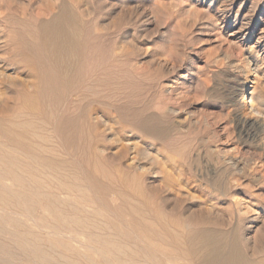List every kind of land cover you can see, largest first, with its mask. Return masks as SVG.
<instances>
[{
	"label": "rangeland",
	"instance_id": "1",
	"mask_svg": "<svg viewBox=\"0 0 264 264\" xmlns=\"http://www.w3.org/2000/svg\"><path fill=\"white\" fill-rule=\"evenodd\" d=\"M63 3L85 35L64 79L43 62L41 44V25ZM231 5L232 19L244 15L260 22L258 31L264 27V0H0V147L40 166L44 186L34 206L0 202L4 230L31 231L77 252L98 246L91 234L117 233L151 264H196L175 246L166 220L171 228L225 232L243 245L241 234L249 232L255 256L264 255V139L256 115L240 105L245 89H264L248 65L261 58L251 49L256 39L242 47L219 25ZM50 80L57 91H40ZM13 121L34 123L26 143L9 135L5 125ZM66 126L77 129L72 138ZM95 166L144 202L145 222L131 226L135 216L119 205L116 189L95 184ZM0 177L4 191L37 192L1 165ZM58 215L89 216L95 226L57 222Z\"/></svg>",
	"mask_w": 264,
	"mask_h": 264
},
{
	"label": "bare ground",
	"instance_id": "2",
	"mask_svg": "<svg viewBox=\"0 0 264 264\" xmlns=\"http://www.w3.org/2000/svg\"><path fill=\"white\" fill-rule=\"evenodd\" d=\"M233 12H234L233 5L223 10V13L221 12L222 17H221L219 25H221V28L230 30L231 31L230 35L234 36V39L231 41L235 43L238 42L242 47L247 45L249 42H251V40L254 41L256 39L251 49L257 47L256 52L261 58V61H258V60L255 61L256 58L253 60H248V65L251 71H254V74L256 76L262 77L264 81V27H262V29L258 31V26L260 25L259 24L260 22L253 20V19H249L250 17L244 18L245 17L244 15H243V18H238L236 14L235 18L232 19ZM81 28H82V25L76 18V14L74 10L65 3L62 4L58 13H56L51 19H49L48 21L44 22L41 25V30L44 33V38L41 40V44L43 46V49L45 50V58L43 59V62L50 67L51 71L55 73V75H59L63 77V79L68 77L71 73L73 74L72 72L74 69L73 67H75L74 65L76 64L78 60V55L80 56L79 54L80 49L82 48V45L85 44L84 42L85 35L83 32V29ZM34 65L36 66L35 63ZM39 69H40V66H39ZM48 76H49V73H48ZM56 83L58 82L50 80V82L47 83L46 90L44 91V89L41 88L40 91L48 92V93L52 91L54 92V90H56L57 88ZM31 84H33V82H31ZM254 85L252 86L253 89L249 92L248 95H247V89H245V91L243 92L244 94L241 99L240 105L247 107L248 110L251 112V114L256 115L257 121L255 123L258 127L256 129H259L262 132L263 139H264V89L260 91ZM151 121H152L151 119H147L143 121L144 126L145 127L151 126L150 125ZM5 126H6V129H8L9 131V135L13 137L14 143L16 144L18 143L21 144L24 142L26 143V141L28 140L27 135L29 134L32 135L33 129H34V123L26 122V121H21V122L13 121L11 123H7ZM53 126H55V123L53 124ZM66 127H65L66 128L65 130H66L67 136L72 138L76 134L77 129L72 126H66ZM254 135H255V132H254ZM34 143L35 142L30 144L29 145L30 147L28 145H23V146L29 147L30 152L36 151L35 149L36 146L34 145ZM24 154L27 155L26 153ZM17 158L18 157L15 154H13L11 151L4 150V148L0 147V165H1V169L3 170V172H7L8 174L13 175L18 180V182H20L22 186H24L25 188L27 186L29 188H33L37 192L28 193L25 190H20V191L13 190V191L8 192V191H4V189L0 187V202H2L3 205L11 206V205H17L19 201H22V202L25 201L26 203H29L30 205L34 206L41 200V197L43 196V194L38 192V190L44 187L42 178L40 177L42 170H40V166L38 165L37 167L32 166V165L28 166L24 160L23 161L19 160L18 162ZM49 162L53 164L52 161L49 160ZM104 173L105 172L101 171V169L98 166H95V169H94L95 175H93L95 184L98 186H102L107 191L113 188L116 189L114 191L115 193L113 194H115V197L120 200L119 205H122V206L124 205L125 207L127 205L130 208L129 211L135 216L134 222L136 224H133L134 222H132V225H131L132 227L137 226L140 222H145L147 220V217H144L142 215V211L143 209H145L143 205L144 202L141 200L137 201L136 199H133L127 196L124 193V190H122L119 187H116L111 182L109 177H105V178L102 177L101 174H104ZM76 179L78 180L77 183L81 185L79 179L78 178ZM70 180L71 179H68L66 186L72 184ZM237 196H234L233 194L232 197H237ZM241 203H243V201H241ZM247 203L245 205H247ZM3 209L5 208H2V210ZM246 211H244V213ZM2 220H5V219L0 218V264H110L112 260H109V257L110 259L118 261L119 264H126L127 260L130 261V264H151V262L149 263L147 259L144 260V259H140L139 257L137 258V256H139L138 250H136L135 248H132L134 246H129L126 241L121 240V238L123 237L122 236L118 237L117 233L115 234L108 233L106 235L103 234V235H95V236L94 234H91L90 238L92 239V241H96L98 246L96 245L97 247H95L94 245H89V248L86 249L85 252H77L76 250H73L70 247L59 244L57 241H52V240L44 241L42 238L38 236H32V234H30L31 231L29 233L22 232L20 230H23V229L18 230L16 229V227L10 228L11 227L10 226L9 231L6 232L4 230L5 224L2 223ZM54 220H57V222H60L61 220L66 223H74V222L77 223L78 222L79 224H83V226H85L86 228H91L95 226L91 224V219L89 218V216L88 217L83 216V218H77L73 215H61V216L58 215V216H55ZM163 222L165 224L164 225L165 231L168 233V235H170L171 240L173 241L175 246L179 249L181 247H185V249L188 250L192 254V256L194 255L196 257V261H195L196 264H264V255L262 256L258 255V257H256L255 254L258 249L255 248L253 245H252L253 247L250 246V243L248 242L250 239L248 237L249 232L247 234L246 233L241 234V236H243L242 240L244 241V245H243V244H240V242L238 243L236 239H231V240L230 238L228 239L227 234L225 232L211 230V229L189 230L187 226H181L180 228H171L168 226V223L166 222V220H163ZM244 225H245V222H244ZM127 234L129 235V233ZM152 234L154 235V233ZM251 235L253 236L254 234H251ZM131 238L132 237H130L129 239ZM140 239H143V238H140ZM138 243L140 245L141 242L139 241ZM251 244H254L255 246L257 245V243L255 244V242L253 241H251ZM249 249L251 250V252ZM145 250L146 252H148L147 249ZM165 251L166 250L163 249L162 252H165ZM146 254H149V253H146ZM150 257L152 258L151 255ZM161 258L163 260L164 257L161 256ZM165 258L168 260H171L168 256H165ZM107 260H109V263ZM153 261L154 263L152 264H155V260Z\"/></svg>",
	"mask_w": 264,
	"mask_h": 264
}]
</instances>
